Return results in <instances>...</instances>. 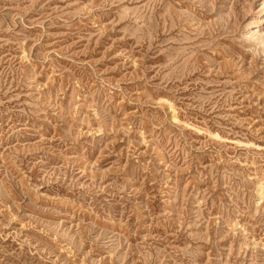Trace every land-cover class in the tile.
Returning a JSON list of instances; mask_svg holds the SVG:
<instances>
[{
	"label": "rangeland",
	"instance_id": "rangeland-1",
	"mask_svg": "<svg viewBox=\"0 0 264 264\" xmlns=\"http://www.w3.org/2000/svg\"><path fill=\"white\" fill-rule=\"evenodd\" d=\"M0 264H264V0H0Z\"/></svg>",
	"mask_w": 264,
	"mask_h": 264
}]
</instances>
